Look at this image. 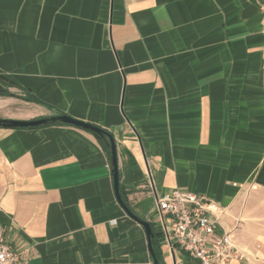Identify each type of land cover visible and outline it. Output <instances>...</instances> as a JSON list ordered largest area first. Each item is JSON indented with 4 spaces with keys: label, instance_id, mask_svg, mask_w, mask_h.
Here are the masks:
<instances>
[{
    "label": "crops",
    "instance_id": "1",
    "mask_svg": "<svg viewBox=\"0 0 264 264\" xmlns=\"http://www.w3.org/2000/svg\"><path fill=\"white\" fill-rule=\"evenodd\" d=\"M0 119L67 115L113 136L119 192L202 194L264 264V0H0ZM0 232L24 264H154L119 204L106 138L76 126L0 125Z\"/></svg>",
    "mask_w": 264,
    "mask_h": 264
},
{
    "label": "built area",
    "instance_id": "2",
    "mask_svg": "<svg viewBox=\"0 0 264 264\" xmlns=\"http://www.w3.org/2000/svg\"><path fill=\"white\" fill-rule=\"evenodd\" d=\"M155 227L168 251H181L200 264H232L250 255L220 223L213 201L202 194L172 188L155 198ZM0 264H24L23 255L0 232Z\"/></svg>",
    "mask_w": 264,
    "mask_h": 264
},
{
    "label": "water",
    "instance_id": "3",
    "mask_svg": "<svg viewBox=\"0 0 264 264\" xmlns=\"http://www.w3.org/2000/svg\"><path fill=\"white\" fill-rule=\"evenodd\" d=\"M63 123L68 124L72 126H76L82 129H86L89 131H92L99 136H102L103 138H106L110 145V157H111V163H112V170H113V185H114V191L116 198L121 205V207L125 210V212L140 222L142 226L145 229L148 246L150 253L153 257L154 264H161L154 253L153 246H152V240L154 238V233L152 231V227L148 221L140 220L137 216H135L132 211L128 208V206L123 201L121 194L119 192V178H118V169H117V156H116V150H115V143L113 140V136L108 133L107 131L103 130L102 128L95 126L93 124L83 122L81 120H77L75 118H72L67 115H59L55 117L50 118H41V119H34V120H7V119H0V125L7 126V127H35L44 125L47 123Z\"/></svg>",
    "mask_w": 264,
    "mask_h": 264
},
{
    "label": "rangeland",
    "instance_id": "4",
    "mask_svg": "<svg viewBox=\"0 0 264 264\" xmlns=\"http://www.w3.org/2000/svg\"><path fill=\"white\" fill-rule=\"evenodd\" d=\"M9 97V94H0V97Z\"/></svg>",
    "mask_w": 264,
    "mask_h": 264
},
{
    "label": "trees",
    "instance_id": "5",
    "mask_svg": "<svg viewBox=\"0 0 264 264\" xmlns=\"http://www.w3.org/2000/svg\"><path fill=\"white\" fill-rule=\"evenodd\" d=\"M2 94H7L6 92H1ZM1 126H3V125H1ZM7 127V126H6ZM124 201V200H123Z\"/></svg>",
    "mask_w": 264,
    "mask_h": 264
}]
</instances>
